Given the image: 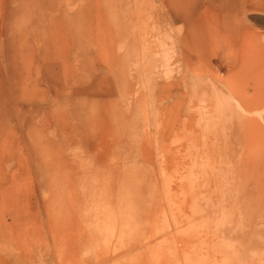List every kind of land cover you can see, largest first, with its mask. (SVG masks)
Masks as SVG:
<instances>
[{"label": "rangeland", "instance_id": "374dc122", "mask_svg": "<svg viewBox=\"0 0 264 264\" xmlns=\"http://www.w3.org/2000/svg\"><path fill=\"white\" fill-rule=\"evenodd\" d=\"M98 1L0 0V261L264 264V0H232L234 32L209 0H181L192 29L169 0H102L115 77L71 26Z\"/></svg>", "mask_w": 264, "mask_h": 264}, {"label": "bare ground", "instance_id": "6f19581e", "mask_svg": "<svg viewBox=\"0 0 264 264\" xmlns=\"http://www.w3.org/2000/svg\"><path fill=\"white\" fill-rule=\"evenodd\" d=\"M194 1V0H193ZM202 1V0H201ZM200 1V2H201ZM243 1V0H242ZM182 2H185V1H181V0H169V4L168 2L166 3V6L171 7L175 10L177 9L175 6L179 7V11L183 14L182 17L184 19H186V17H188L187 20H185L187 22V24L189 25L190 29H192V21L191 20V16H193V13H195V11L197 10L198 6L194 7V5L196 4H193L192 3V11L191 12H185V9L184 7L186 6V4H182ZM209 4H208V7L206 8V6L204 8H206L207 10L205 12H203L204 14L203 15H208V14H211L213 16H215V21H217V24L219 26H221L220 28H222V30H224L225 32H229V31H233V28L235 27L232 22L235 20V10L238 9L240 6L238 3H236L233 7V3L235 2H232V0H209L208 1ZM204 3V2H203ZM247 3V2H246ZM245 3V4H246ZM200 5V4H199ZM242 5V4H241ZM97 11H96V16L93 17V18H90V16L87 15H84L81 19L82 21V25L79 27L78 25V21H80L79 18L75 17L77 21V23H75V21H73L71 23V26L73 27L75 33L79 34L80 36L81 35H84V36H87V32H88V28L89 26L91 25V27H93V34L92 36L93 37H98L100 42H101V45L103 48H106L105 52L107 54V57H106V60H108V62L110 63V71H109V75L110 77H115L116 75V71H115V67L118 63H121L122 65L125 64V59L121 56V58L117 57L116 54L114 53V51L116 50L115 48H117V44L121 41V39L123 38V29L126 30V28L123 26L119 27L118 26L120 25L119 23V18L115 17L114 15L111 16H106L107 14L105 13L104 9H103V2L102 0H99L98 1V4H97ZM245 9V8H243ZM199 11V10H198ZM204 11V10H203ZM91 14H93L94 12H90ZM152 14V12H150ZM202 14V12H201ZM200 14V15H201ZM243 15V14H242ZM244 16V15H243ZM89 17V18H88ZM203 17V16H202ZM205 18V17H204ZM204 18H202L204 20ZM137 19V18H135ZM193 19V18H192ZM203 20L202 21V24H203ZM200 21V20H199ZM239 21V20H238ZM135 23V21H134ZM194 23H198L197 21L194 22ZM205 23V22H204ZM200 23V25L198 26V28L202 25ZM207 22L202 25V27L204 26L205 28L207 27ZM235 24V23H234ZM136 25V24H135ZM194 26V24H193ZM234 26V27H233ZM212 26L208 27L207 28H211ZM135 29V28H134ZM197 29V28H196ZM195 29V30H196ZM219 29V28H218ZM235 29V28H234ZM97 30V31H96ZM129 30V29H128ZM131 30V29H130ZM138 30V29H136ZM135 30V31H136ZM204 30V28H203ZM208 30V29H207ZM205 30V31H207ZM211 32H212V29H210ZM239 30H240V27H239ZM41 31V30H40ZM218 31V30H217ZM235 31H238V30H235ZM137 32V31H136ZM210 32V33H211ZM234 32V31H233ZM206 33V32H205ZM198 34V33H197ZM194 35V33H193ZM196 35V34H195ZM218 35V33H217ZM130 37H131V33H130ZM140 38V37H139ZM143 38V37H141ZM200 38V37H198ZM130 40V42H126L125 43V51L126 53L129 52L130 49H132V45H135V41H133V39L131 38H128ZM202 40V39H201ZM205 40V39H204ZM203 40V41H204ZM208 40V44H209V41H210V38L207 39ZM206 40V41H207ZM256 40V39H255ZM255 40L253 41H248V43L250 42V49H252L255 53L258 52V50L261 49L262 46H260ZM140 42V40H138ZM145 41V40H144ZM212 41V40H211ZM143 42V41H142ZM144 43V42H143ZM194 43V42H193ZM203 43V42H202ZM197 44V43H196ZM204 44L206 43H203V47H204ZM195 45V44H194ZM210 45V44H209ZM208 45V46H209ZM141 46V44H140ZM145 46V45H144ZM206 45L207 48H210V46L208 47ZM196 47V46H195ZM213 47V46H212ZM198 48V47H197ZM220 48V47H219ZM119 49V48H118ZM205 49V47H204ZM242 54L244 51H240ZM248 51H246V54H247ZM239 54V53H237ZM245 54V52H244ZM249 54V53H248ZM247 54V55H248ZM259 54V53H258ZM239 56V55H237ZM240 57V56H239ZM244 57V56H243ZM247 58V57H246ZM261 58V57H260ZM241 59V58H240ZM239 59V61H240ZM244 60V59H243ZM246 60V59H245ZM249 59L247 58L246 61H248ZM238 61V60H237ZM245 61V62H246ZM241 62V61H240ZM249 62V61H248ZM244 63V62H243ZM247 64V63H246ZM245 64V65H246ZM250 64V63H249ZM248 64V65H249ZM108 65V64H107ZM238 65V64H237ZM241 65V64H240ZM239 65V66H240ZM256 65H260L261 69L260 71H263V65H264V60H262L261 64H260V60H258V63H256ZM244 66V65H243ZM243 68H246V67H243ZM238 69V67H237ZM242 70V68H241ZM240 69H238V71H241ZM247 70V68H246ZM245 70V71H246ZM244 72V70H242ZM241 71V72H242ZM259 72V68L258 70H256ZM242 72V74H243ZM121 76L125 75V72H121L120 73ZM73 116H76L79 120L80 119H83V116L81 114V112L79 110H77L75 112V114ZM91 118V117H90ZM90 120L93 121V118H91ZM82 125V124H81ZM83 126V125H82ZM56 188H57V198L55 199V204H56V209H55V215L59 216V215H63V216H67V214L71 212V203L68 202L66 196H65V191L63 189V187L60 185V186H57L56 185ZM8 191V190H6ZM9 192V191H8ZM122 195V193H121ZM124 202H126L125 199H123ZM133 200L136 202V196L133 198ZM123 205V204H122ZM122 205H120V207H122ZM130 205L132 206L131 204V201H130ZM65 216V217H66ZM63 220H59V221H62V227H66V221H68V218L66 217L65 219L62 218ZM14 255L12 253L9 254V258L12 260L11 263H7V264H19V262H17V260H13L14 259ZM0 264H5V263H2L0 261ZM24 264V263H23ZM26 264V263H25ZM29 264V263H27ZM31 264V263H30ZM34 264V263H32Z\"/></svg>", "mask_w": 264, "mask_h": 264}]
</instances>
